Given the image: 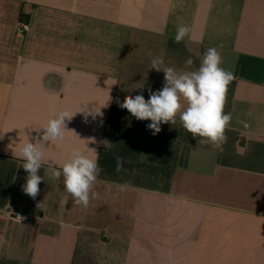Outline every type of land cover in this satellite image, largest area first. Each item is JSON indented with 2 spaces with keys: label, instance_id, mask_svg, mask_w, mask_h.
<instances>
[{
  "label": "crops",
  "instance_id": "0c3cea01",
  "mask_svg": "<svg viewBox=\"0 0 264 264\" xmlns=\"http://www.w3.org/2000/svg\"><path fill=\"white\" fill-rule=\"evenodd\" d=\"M178 25L190 27L180 43ZM209 48L235 76L223 151L179 117L153 135L119 107L162 89L152 58L191 71ZM61 110L76 114L45 142L33 199L19 148ZM89 148L102 171L85 208L46 170ZM0 264H264V0H0Z\"/></svg>",
  "mask_w": 264,
  "mask_h": 264
},
{
  "label": "clouds",
  "instance_id": "9594fccd",
  "mask_svg": "<svg viewBox=\"0 0 264 264\" xmlns=\"http://www.w3.org/2000/svg\"><path fill=\"white\" fill-rule=\"evenodd\" d=\"M189 33V26L178 25L174 36L175 42L180 43ZM221 63V56L215 48L207 49L199 68L191 71L178 72L173 67H161L163 58L154 57L148 69L165 73L162 89L153 92L149 88L147 100L142 94H137L134 98L127 96L123 102L117 101V103L135 119L150 121L147 128L153 135L161 131L162 123L174 125L179 117L183 128L194 138L197 136L204 138L205 143H210L213 148L223 151V145L227 142L225 132L232 120L231 113L225 114L224 108L227 102L228 86L235 76L231 71L222 68ZM192 64L193 60L187 59L185 68H190ZM143 86L141 84L139 88ZM79 112H85L86 116L92 115L93 118L102 115L101 107L91 110L85 108ZM75 114L68 110L55 113L53 118H50L41 128L43 129L42 139L35 143L28 139L19 148V158L24 161L21 167L28 174L22 189L31 198L35 199L39 194L38 186L43 180L39 172L43 166L45 142L64 140L65 132L68 131L66 121L71 120ZM247 115L251 116V112ZM240 123L245 128L248 127L245 121ZM101 143L105 149H111L113 146V143L107 140ZM90 150L96 153L95 157L85 155L79 149H73L68 159L62 164L61 170H57L52 163H49L46 170V174L53 179L59 180L63 177L64 189L72 196L74 204L85 208L88 207L90 198L95 196L92 188L102 171L98 163V151ZM115 159V170L121 172L124 159L121 156H116ZM127 186L124 184L121 187Z\"/></svg>",
  "mask_w": 264,
  "mask_h": 264
},
{
  "label": "built area",
  "instance_id": "2783aa9c",
  "mask_svg": "<svg viewBox=\"0 0 264 264\" xmlns=\"http://www.w3.org/2000/svg\"><path fill=\"white\" fill-rule=\"evenodd\" d=\"M29 30V23L24 19H21L19 23H17L16 32L19 35H25ZM11 216L13 219L21 221L25 219L26 214L21 209H10Z\"/></svg>",
  "mask_w": 264,
  "mask_h": 264
}]
</instances>
